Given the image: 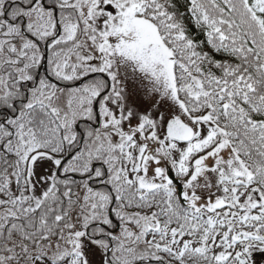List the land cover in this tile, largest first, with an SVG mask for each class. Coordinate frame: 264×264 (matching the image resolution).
<instances>
[{
    "label": "snow or ice",
    "instance_id": "obj_1",
    "mask_svg": "<svg viewBox=\"0 0 264 264\" xmlns=\"http://www.w3.org/2000/svg\"><path fill=\"white\" fill-rule=\"evenodd\" d=\"M0 264H264V0H0Z\"/></svg>",
    "mask_w": 264,
    "mask_h": 264
}]
</instances>
